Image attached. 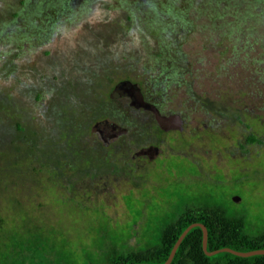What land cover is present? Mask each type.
<instances>
[{"label": "rangeland", "instance_id": "1", "mask_svg": "<svg viewBox=\"0 0 264 264\" xmlns=\"http://www.w3.org/2000/svg\"><path fill=\"white\" fill-rule=\"evenodd\" d=\"M126 79L182 128L112 100ZM202 201L264 231V0H0L3 264H107Z\"/></svg>", "mask_w": 264, "mask_h": 264}, {"label": "trees", "instance_id": "2", "mask_svg": "<svg viewBox=\"0 0 264 264\" xmlns=\"http://www.w3.org/2000/svg\"><path fill=\"white\" fill-rule=\"evenodd\" d=\"M249 139L251 142L259 141L254 135ZM195 222L205 224L208 229L209 251L223 247L239 251L264 249V231L251 233L243 215L231 214L227 207L215 201H202L185 205L168 218L162 225L157 244L128 253L113 251L107 264H163L183 231ZM0 264L3 263L0 261ZM171 264H264V255L241 257L221 252L208 256L203 250L202 228L197 226L187 233Z\"/></svg>", "mask_w": 264, "mask_h": 264}, {"label": "flooded vegetation", "instance_id": "3", "mask_svg": "<svg viewBox=\"0 0 264 264\" xmlns=\"http://www.w3.org/2000/svg\"><path fill=\"white\" fill-rule=\"evenodd\" d=\"M59 1L61 3V6H63L64 9L70 10V11H72V13H75L76 11L79 10L80 6L82 5V3L85 0H59ZM126 80H128V79H126ZM122 81H125V80H122ZM122 81H120V82H122ZM120 82H118V83H120ZM117 84L115 85V87L117 86ZM115 87H114V89H115ZM110 98H111V96H110ZM143 98L144 99H143L142 103H139L137 105H136V103H134V100L132 98V94H129V93L125 94V95H121V96H119L117 98H111V99L112 100L115 99V100L128 101L130 110H132L134 112H138V114H137L138 116L142 115V113L144 115L145 114L148 115L149 117L153 118L157 122V124L162 129H164L165 131L176 130L177 129V128L174 127L173 122H170L169 124L161 125L158 122L154 112L147 108V103H151V104L155 105L158 109H159V107L155 103L147 100V98L145 97L144 94H143ZM159 111H160V109H159ZM166 116H171V115H166ZM93 127H95L94 130H93ZM91 131L98 136V139H99V141L101 142V144L103 146L108 147L111 144H113L116 141H118L119 139H121L123 136H125L129 132V128L127 126L123 125V124H120L118 122H115V121H112L110 119L105 118V119L98 120L92 126V130ZM152 147H158V146L152 144V145H148V146H145V147H141L140 149H138L134 153L133 157L134 158H148V159L155 158V156H154L155 153H156L155 151L151 150L150 153L147 152V151L144 152L145 149L152 148Z\"/></svg>", "mask_w": 264, "mask_h": 264}, {"label": "water", "instance_id": "4", "mask_svg": "<svg viewBox=\"0 0 264 264\" xmlns=\"http://www.w3.org/2000/svg\"><path fill=\"white\" fill-rule=\"evenodd\" d=\"M128 93L132 94V98L134 100V103H136V105L139 103H142L144 98H143V93H142L141 87L137 83H134L130 80H125V81L118 83L117 86L115 87V89L111 92L110 96H111V98H117L121 95H125ZM147 108L154 112L158 122L161 125L169 124L170 122H173L175 128H177V129L182 128L181 127L182 121H181V117L179 115H171V116L163 115V114H161L159 109L151 103H147ZM95 127H93V130L95 129ZM151 150H153L157 153L158 147L147 148V149H145L144 152L147 151L150 153ZM156 153H155V155H156ZM234 200L236 202H240L241 197L235 196ZM197 226L202 228V231H203V250L208 256H213V255H216V254L221 253V252H229V253H232L234 255L241 256V257H250V256H254V255H264V249H256V250H251V251H239V250L233 249L231 247H223L220 249L209 251L208 250V236H209L208 229H207L205 224H203L201 222H195V223L190 224L183 231V233L180 235V237L178 238V240L174 244L168 259L163 264H171L180 244L182 243V241L185 238V236L187 235V233L192 228L197 227ZM135 264H153V263H135Z\"/></svg>", "mask_w": 264, "mask_h": 264}]
</instances>
